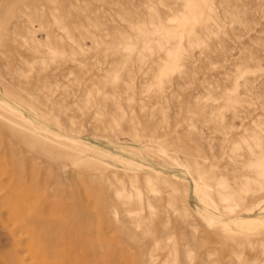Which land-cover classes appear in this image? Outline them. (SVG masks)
Wrapping results in <instances>:
<instances>
[{
  "label": "rangeland",
  "instance_id": "obj_1",
  "mask_svg": "<svg viewBox=\"0 0 264 264\" xmlns=\"http://www.w3.org/2000/svg\"><path fill=\"white\" fill-rule=\"evenodd\" d=\"M0 264H264V0H0Z\"/></svg>",
  "mask_w": 264,
  "mask_h": 264
}]
</instances>
